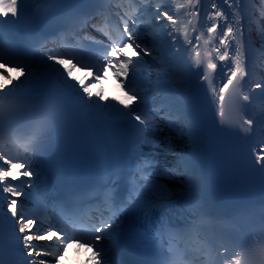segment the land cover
<instances>
[{"label":"snow or ice","instance_id":"6c2138e0","mask_svg":"<svg viewBox=\"0 0 264 264\" xmlns=\"http://www.w3.org/2000/svg\"><path fill=\"white\" fill-rule=\"evenodd\" d=\"M204 2L139 0L137 15L122 11L120 0H0V264L6 247L22 264H61L72 245L91 249L93 264H110L125 236L120 222L129 218L150 225L134 235L155 247L153 264H188L201 227L225 219L205 199L199 151L178 142L192 139L205 86L217 131L235 138L243 163L264 183V105L257 116L240 115L264 99V63L255 55H264V0L247 12L242 0H208L202 21ZM148 13L163 59L141 37ZM109 78L120 95L92 90ZM73 130L102 146L101 179L90 190L52 195L34 157ZM174 206L182 220L154 217ZM219 248L224 264H242L241 253ZM250 259L264 264V243Z\"/></svg>","mask_w":264,"mask_h":264},{"label":"bare ground","instance_id":"6f19581e","mask_svg":"<svg viewBox=\"0 0 264 264\" xmlns=\"http://www.w3.org/2000/svg\"><path fill=\"white\" fill-rule=\"evenodd\" d=\"M180 2H183V0H180ZM207 3H208V8H207V12H208V11L211 10V8H210V3L208 2V0H207ZM242 6H243V9H244L245 8V1L244 0H242ZM201 20L202 21H205L206 20V16H204ZM192 35L194 36L195 34H192ZM159 38L161 39V35L159 36ZM9 71L12 72V75L13 76L17 75V73L15 72L14 69H9ZM218 72H219V75H218L217 79H218V83H219L221 80L224 79L226 69H224L223 71L218 70ZM92 90L93 91H104L106 94H108L110 96H112V95H120L121 94L120 91H119V86L111 78H109L108 80H106L104 82L98 83V85H96V84L93 85V89ZM260 102H261V98L254 99L252 101V103L248 107V109H250V112L247 111V116H252V113H254L253 116H257L256 115V112H257L256 111V105L259 104ZM151 151H155L153 153L152 157L157 158V159L160 157L158 155V153H159L158 151L159 150H157V149H151L150 152ZM40 243H42V244H40V247H45L46 246L45 242H40ZM80 250L81 249H77L75 251V253H73V252H71V251L68 250L67 255L61 261V264H63V262L65 260H66V263H68V260L70 258H72V257H76L77 259H79L81 261L82 260H85V264H93V260H92V258H93V256H92V250L89 249V248H86V254L85 253H81Z\"/></svg>","mask_w":264,"mask_h":264},{"label":"rangeland","instance_id":"374dc122","mask_svg":"<svg viewBox=\"0 0 264 264\" xmlns=\"http://www.w3.org/2000/svg\"><path fill=\"white\" fill-rule=\"evenodd\" d=\"M50 264H51V260H50Z\"/></svg>","mask_w":264,"mask_h":264}]
</instances>
